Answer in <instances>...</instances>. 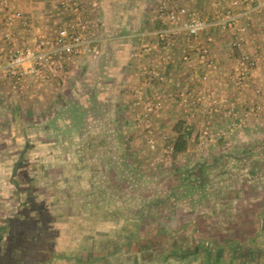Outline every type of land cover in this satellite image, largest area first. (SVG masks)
<instances>
[{
  "label": "rangeland",
  "instance_id": "374dc122",
  "mask_svg": "<svg viewBox=\"0 0 264 264\" xmlns=\"http://www.w3.org/2000/svg\"><path fill=\"white\" fill-rule=\"evenodd\" d=\"M164 6L200 16L213 13L181 0H154L155 40ZM259 18L242 22L238 45L233 34L220 32L229 40L223 64L212 54L219 33L214 29L198 41L210 47L211 66L199 63L194 41L186 37L175 42L169 60L161 50L167 67L179 42L191 46L179 57L183 70L176 67L184 72L182 80L173 72L150 74L151 93L114 89L110 99L85 105L64 101L74 85L67 89L60 82L48 92L1 100L0 240L16 213L42 210L62 231L61 252L77 258L62 264H264V29L256 24ZM194 72L205 79H192ZM28 94L43 99H22ZM157 102L159 108L148 112ZM66 110L72 115L69 133L41 131L38 125L48 116L61 121ZM180 120L191 134L187 150L174 156L173 127Z\"/></svg>",
  "mask_w": 264,
  "mask_h": 264
},
{
  "label": "crops",
  "instance_id": "0c3cea01",
  "mask_svg": "<svg viewBox=\"0 0 264 264\" xmlns=\"http://www.w3.org/2000/svg\"><path fill=\"white\" fill-rule=\"evenodd\" d=\"M6 1L10 5L8 11L22 12L32 26L46 25L54 31L56 26L64 21V18L69 17L66 13L60 12L59 14L46 2ZM181 1L189 4L192 9L212 13L217 5L222 8L227 7L230 0ZM78 2L81 13L88 22L89 38L93 43L86 55L65 66L61 78L52 82L49 87L47 86L46 92L51 91V88L60 82L68 86L67 89H70L69 86L72 84L74 90L63 95L66 97L64 101L79 100L80 103L84 102L86 105L91 101L97 104V102L110 99L108 95L113 93L114 89L143 88L144 92L151 93L153 90H150L151 84L148 82L150 78L148 79L147 76L155 72L158 74H170V72L172 74L173 72L175 77L181 75L179 78L182 80L184 72L179 73L178 70L176 72V67L183 70L182 67L177 66L179 57L189 51L188 48L185 49L186 47L191 46L184 44L182 40L175 47L173 62L171 61L173 64L166 67L161 63L163 55L161 50L163 49L152 36L154 0H78ZM204 5L205 7H202ZM4 14L0 12V39ZM256 24L264 29V18L257 19ZM13 31L17 33L18 29L14 28ZM213 37V57L223 64L229 53L228 36L216 32ZM154 49L157 51L154 52ZM78 73L80 74L75 79L74 76ZM175 77L174 79L178 80ZM11 97L21 98L5 86H0V101ZM22 99L34 102L43 99V96L28 94ZM66 104L69 106V103ZM64 108L67 109L65 105ZM62 116L60 122H55L48 116L38 126L47 135L56 131H60L62 135L67 134L71 131L69 129L72 124V120L67 118L72 115L66 110L63 111ZM3 117L4 114L0 111V131L2 132H4V128L1 127ZM9 222L6 227L7 233L0 240V264L7 261L12 264H62L77 259L61 252L63 241H61L60 233L62 231L60 232V229L50 222L47 211L36 210L34 214L33 212L27 214L24 211L20 215L16 213ZM10 233L15 235L12 239L9 237ZM8 246L14 247L11 255L6 253Z\"/></svg>",
  "mask_w": 264,
  "mask_h": 264
},
{
  "label": "built area",
  "instance_id": "2783aa9c",
  "mask_svg": "<svg viewBox=\"0 0 264 264\" xmlns=\"http://www.w3.org/2000/svg\"><path fill=\"white\" fill-rule=\"evenodd\" d=\"M14 1V0H12ZM45 1L64 12H69V20L62 22L53 31L46 25L32 26L20 11L5 12L8 1L0 0V11L4 12L0 39V86H5L17 95L35 93L58 80L64 68L90 51L88 22L80 11L78 0H35ZM253 16L264 18V0H230L228 7L216 9L209 16H200L185 7L164 6L158 18L163 26L153 32L158 44L167 52L164 59H170L169 52L175 42L186 37L194 41V49L199 63L213 64L210 47L198 42L202 35L213 29L231 33L235 44L243 41L245 27L243 21ZM14 28L18 29L14 33ZM211 36L207 42H212ZM187 60L186 57H184ZM251 63L250 65H253ZM192 79H205L194 72ZM159 103L147 106L148 112L159 108Z\"/></svg>",
  "mask_w": 264,
  "mask_h": 264
},
{
  "label": "trees",
  "instance_id": "16d2710c",
  "mask_svg": "<svg viewBox=\"0 0 264 264\" xmlns=\"http://www.w3.org/2000/svg\"><path fill=\"white\" fill-rule=\"evenodd\" d=\"M174 141L172 152L174 156L184 153L188 146V136L191 134L184 121H178L173 127Z\"/></svg>",
  "mask_w": 264,
  "mask_h": 264
},
{
  "label": "flooded vegetation",
  "instance_id": "af4514ba",
  "mask_svg": "<svg viewBox=\"0 0 264 264\" xmlns=\"http://www.w3.org/2000/svg\"><path fill=\"white\" fill-rule=\"evenodd\" d=\"M34 202H32V204H31V206H34V204H33ZM29 224H31V221L29 220ZM13 246V245H12ZM12 246H8L7 248H6V253H7V255H11L12 253L11 252H13V249H14V247H12ZM4 264H12V262H6V263H4Z\"/></svg>",
  "mask_w": 264,
  "mask_h": 264
}]
</instances>
